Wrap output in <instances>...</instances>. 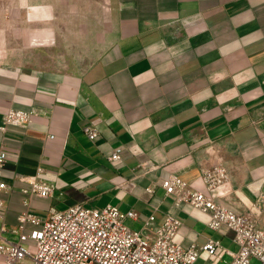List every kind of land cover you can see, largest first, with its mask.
I'll return each mask as SVG.
<instances>
[{
    "label": "crops",
    "instance_id": "1",
    "mask_svg": "<svg viewBox=\"0 0 264 264\" xmlns=\"http://www.w3.org/2000/svg\"><path fill=\"white\" fill-rule=\"evenodd\" d=\"M11 108L36 115L0 130L4 240L24 212L116 207L140 229L172 215L176 242L219 240L200 258L231 262L233 233L177 205L170 175L264 229V0H0V127ZM220 161L230 181L210 194L202 172ZM38 169L48 198L31 191Z\"/></svg>",
    "mask_w": 264,
    "mask_h": 264
},
{
    "label": "built area",
    "instance_id": "2",
    "mask_svg": "<svg viewBox=\"0 0 264 264\" xmlns=\"http://www.w3.org/2000/svg\"><path fill=\"white\" fill-rule=\"evenodd\" d=\"M35 115V109L11 108L6 112L0 130L5 132L9 126L25 127ZM86 133L92 141L98 138V131L94 128L86 129ZM120 158V150H117L110 159ZM6 160L5 151L0 152V178ZM42 173L43 169H38L37 175L31 177V191L39 197L48 198L54 187L39 178ZM202 180L207 191L214 193L230 181L229 168L220 161L203 170ZM161 186L167 195L175 198L177 205L187 204L207 213L211 230L226 228L233 233L238 250L236 253L227 251L232 256L229 264H253L254 259L264 264V229L256 220L236 214L212 194L192 189L176 175L163 179ZM6 189L7 185L0 180V192ZM3 207L0 198V226L4 223ZM137 219L138 213L133 210L126 213L116 207L94 210L80 204L63 211L53 210L46 219L24 212L18 219V226L13 229L18 241L4 240L0 234V256L6 264H21L25 260H30L32 264H197L202 253L213 257L222 249L221 241L215 239L187 247L176 242L181 222L172 215L158 224L151 216L140 230L126 224L127 220ZM28 224L37 229L26 234ZM28 240L33 241L34 250L27 247Z\"/></svg>",
    "mask_w": 264,
    "mask_h": 264
},
{
    "label": "rangeland",
    "instance_id": "3",
    "mask_svg": "<svg viewBox=\"0 0 264 264\" xmlns=\"http://www.w3.org/2000/svg\"><path fill=\"white\" fill-rule=\"evenodd\" d=\"M98 1V0H97ZM126 224L130 227V228H132V229H136V230H140V228H141V225H140V223H134V222H132V221H130V220H127L126 221ZM27 247H29L28 245H27ZM31 248V250H34V248H33V245L32 246H30ZM25 261H28V260H25ZM230 261H227V262H221V264H228ZM30 263V262H29ZM28 263V264H29ZM209 262H206L205 263V261H204V259L203 258H200L199 259V261L197 262V264H208ZM252 263L253 264H259V262L256 260V259H254L253 261H252ZM31 264V263H30Z\"/></svg>",
    "mask_w": 264,
    "mask_h": 264
}]
</instances>
